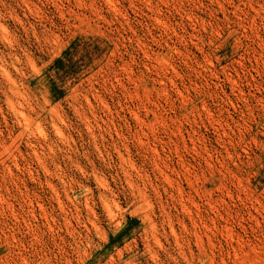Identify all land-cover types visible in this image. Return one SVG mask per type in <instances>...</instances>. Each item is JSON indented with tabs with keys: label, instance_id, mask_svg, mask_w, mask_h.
Wrapping results in <instances>:
<instances>
[{
	"label": "rangeland",
	"instance_id": "374dc122",
	"mask_svg": "<svg viewBox=\"0 0 264 264\" xmlns=\"http://www.w3.org/2000/svg\"><path fill=\"white\" fill-rule=\"evenodd\" d=\"M0 264H264V0H0Z\"/></svg>",
	"mask_w": 264,
	"mask_h": 264
}]
</instances>
